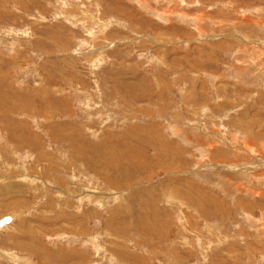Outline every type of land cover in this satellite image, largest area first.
Returning a JSON list of instances; mask_svg holds the SVG:
<instances>
[{"label":"rangeland","instance_id":"374dc122","mask_svg":"<svg viewBox=\"0 0 264 264\" xmlns=\"http://www.w3.org/2000/svg\"><path fill=\"white\" fill-rule=\"evenodd\" d=\"M263 40L264 0H0V264H264Z\"/></svg>","mask_w":264,"mask_h":264},{"label":"bare ground","instance_id":"6f19581e","mask_svg":"<svg viewBox=\"0 0 264 264\" xmlns=\"http://www.w3.org/2000/svg\"><path fill=\"white\" fill-rule=\"evenodd\" d=\"M173 6V5H172ZM247 36V35H246ZM244 37V36H243ZM250 37V36H249ZM247 38V40L248 39H250V38ZM253 39V38H252ZM250 41V40H249ZM262 41V40H261ZM264 41V40H263ZM262 43V42H261ZM252 47V46H251ZM264 50V49H263ZM261 54L263 53V52H260ZM255 62V61H254ZM261 69V68H260ZM261 71V70H260ZM234 140V139H233ZM245 147H247V148H250V145H249V143H248V145H245ZM73 151V150H72ZM263 152H264V150H263ZM79 183V182H78ZM88 193V192H87ZM92 197V196H91ZM90 198V197H89ZM8 217V216H7ZM9 219H10V221H9V223L12 221V218L11 217H9ZM9 223H7V225L9 224ZM6 225V224H5ZM2 227H4V226H1L0 227V229L2 228Z\"/></svg>","mask_w":264,"mask_h":264},{"label":"water","instance_id":"95a60500","mask_svg":"<svg viewBox=\"0 0 264 264\" xmlns=\"http://www.w3.org/2000/svg\"><path fill=\"white\" fill-rule=\"evenodd\" d=\"M9 221H10L9 217H4V218L0 219V227L9 223Z\"/></svg>","mask_w":264,"mask_h":264}]
</instances>
